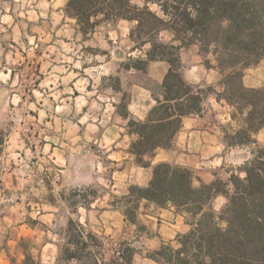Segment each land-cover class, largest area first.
<instances>
[{
    "label": "rangeland",
    "instance_id": "1",
    "mask_svg": "<svg viewBox=\"0 0 264 264\" xmlns=\"http://www.w3.org/2000/svg\"><path fill=\"white\" fill-rule=\"evenodd\" d=\"M65 2L0 0V249L36 261L45 244V255L54 248L59 253L67 221L73 219L99 236L106 257L119 242L128 241L135 248L132 264H159L149 254L163 243L175 244L176 237L154 244L153 231L146 229L150 208L141 204L137 210L145 229L129 221L116 227L109 212L100 216L111 204L121 205L123 196L112 187L113 172L123 166L108 156L101 129L109 123L114 97L121 95L120 112L127 99V91L117 92L118 72L128 69L129 56L141 53L132 49V23H101L84 35L65 16ZM180 53L189 62L191 48ZM259 64L264 65V56ZM136 71L126 76L127 85L156 81L146 70ZM212 89L208 93L217 92ZM239 167H228L229 176ZM227 189L231 192L232 185ZM223 195L213 204L211 200L216 213L224 206Z\"/></svg>",
    "mask_w": 264,
    "mask_h": 264
},
{
    "label": "trees",
    "instance_id": "2",
    "mask_svg": "<svg viewBox=\"0 0 264 264\" xmlns=\"http://www.w3.org/2000/svg\"><path fill=\"white\" fill-rule=\"evenodd\" d=\"M63 11L84 35L101 23H132V49L141 53L129 56L125 68L145 71L152 60L168 64L161 81L148 79L144 85L154 100L145 119L130 118L125 105L120 112L136 135L129 150L137 164L149 166L145 156L168 147L183 117L200 113L203 97L213 91L194 87L181 75L180 50L193 44L207 67L218 68L223 89L215 94L240 121L233 134L225 135L227 143H252V133L264 126V85L246 87L241 81L243 70L264 56V0H66ZM229 183L231 192L220 179L195 185L190 169L157 162L147 185H129L118 207L139 229H145L137 220L142 201L172 206L186 216L190 227L175 244L163 243L149 254L159 264H264V149L257 148L238 173L232 172ZM217 194L227 198L218 213L211 207ZM64 239L57 260L66 264H132L130 242H119L106 257L99 236L73 219L67 221ZM24 264L43 263L26 254Z\"/></svg>",
    "mask_w": 264,
    "mask_h": 264
},
{
    "label": "crops",
    "instance_id": "3",
    "mask_svg": "<svg viewBox=\"0 0 264 264\" xmlns=\"http://www.w3.org/2000/svg\"><path fill=\"white\" fill-rule=\"evenodd\" d=\"M187 48L192 50L189 62L180 53L182 61L180 72L183 79L194 87L211 85L217 92L222 91L223 87L219 83L221 74L218 68L215 66L207 67L204 64L197 45L193 44ZM183 49L185 47L181 50ZM211 63L215 64L213 60ZM157 65L158 70L154 72ZM167 68L168 64L165 61L152 60L148 62L146 75L156 81H161ZM136 72L134 68L118 72L120 83L117 92L120 94L121 91L128 92L125 107L129 117L144 120L153 100L150 91L143 86L141 80H134L127 85L126 76ZM241 81L246 87L264 85V65L259 64L245 68ZM120 96L117 95L111 102L109 123L101 129L102 138L107 140L105 145L109 148L108 156L113 163L123 166L115 170L112 176L113 192L119 197L127 193V182L140 186L147 185L151 177L152 165L160 161L190 169L193 173L194 184L210 183L215 179H221L227 183V188H230V171L227 168L241 166L246 160L252 158L254 147L264 149V126L252 133L254 140L252 143L229 145L225 134L229 131L234 132L240 126V121L232 118L233 107L230 104L224 99L218 98L215 93H208L203 97L200 113L183 117L181 127L174 135L170 146L157 148L153 155L148 156L151 164L141 166L134 161V155L129 150L130 143L136 138V135L128 131V118L124 117L118 109ZM158 150L161 152L158 153ZM127 165L130 168L129 171ZM240 175L244 176V172H240ZM218 196L219 194L213 197L212 204ZM221 198L225 204L226 196L223 195ZM141 204L151 210L150 213L145 214L148 217L146 229L153 231L151 239L156 246L186 232L190 227L186 221V216L177 212L172 206L159 207L153 203H146V201H142ZM105 212H109L116 218L114 221L116 227H121L122 223L125 224L127 221L122 210L116 205L111 204V209H104L100 216ZM47 245L49 243L41 247L39 258H37L43 264H55L58 262V252L52 248L54 252L50 256L45 255L43 250ZM0 264H24V260L22 257H17L13 252L10 253L9 248H1Z\"/></svg>",
    "mask_w": 264,
    "mask_h": 264
}]
</instances>
